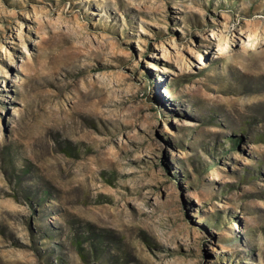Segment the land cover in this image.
<instances>
[{
    "label": "rangeland",
    "instance_id": "obj_1",
    "mask_svg": "<svg viewBox=\"0 0 264 264\" xmlns=\"http://www.w3.org/2000/svg\"><path fill=\"white\" fill-rule=\"evenodd\" d=\"M0 264H264V0H0Z\"/></svg>",
    "mask_w": 264,
    "mask_h": 264
},
{
    "label": "trees",
    "instance_id": "obj_2",
    "mask_svg": "<svg viewBox=\"0 0 264 264\" xmlns=\"http://www.w3.org/2000/svg\"><path fill=\"white\" fill-rule=\"evenodd\" d=\"M230 140H232V142L234 143V145H236L237 143H238V140L239 139H235V138H230ZM8 160V163H12L13 161H12V158L9 156V154H4V156H3V158H2V163H3V165L5 166V163H4V161L3 160ZM25 194H26V198L29 200V201H34V202H36V201H38V198L36 197V192L34 191V190H32V189H28V191H26L25 192ZM81 242H82V240H78L77 241V239H76V245H77V247H78V249L80 250V251H82L83 250V248H82V245H81Z\"/></svg>",
    "mask_w": 264,
    "mask_h": 264
}]
</instances>
